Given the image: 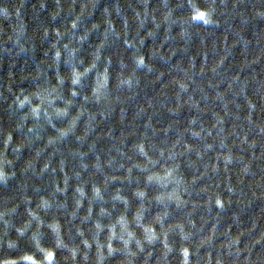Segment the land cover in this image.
<instances>
[{"label":"trees","instance_id":"16d2710c","mask_svg":"<svg viewBox=\"0 0 264 264\" xmlns=\"http://www.w3.org/2000/svg\"><path fill=\"white\" fill-rule=\"evenodd\" d=\"M0 264H264V0H0Z\"/></svg>","mask_w":264,"mask_h":264},{"label":"snow or ice","instance_id":"6c2138e0","mask_svg":"<svg viewBox=\"0 0 264 264\" xmlns=\"http://www.w3.org/2000/svg\"><path fill=\"white\" fill-rule=\"evenodd\" d=\"M200 18H201V19L203 18V14L200 15ZM49 259H51V257H49Z\"/></svg>","mask_w":264,"mask_h":264}]
</instances>
